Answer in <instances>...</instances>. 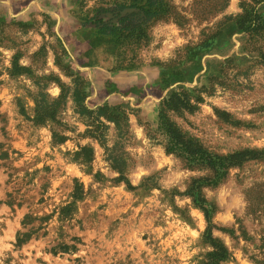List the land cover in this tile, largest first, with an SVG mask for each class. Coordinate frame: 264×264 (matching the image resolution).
Listing matches in <instances>:
<instances>
[{
    "label": "rangeland",
    "instance_id": "obj_1",
    "mask_svg": "<svg viewBox=\"0 0 264 264\" xmlns=\"http://www.w3.org/2000/svg\"><path fill=\"white\" fill-rule=\"evenodd\" d=\"M162 1L165 12L144 25V36L115 40L91 17L129 0H0V264H208V226L229 255L220 264H264V153L213 186L203 183L212 170L167 154L155 129L169 89L206 87L194 92L204 98L197 111L170 113L172 121L220 155L264 150V30L241 29L253 10L264 17V0ZM131 11L138 9L122 13ZM167 67L174 74L165 87ZM73 77L90 108L106 101L129 113L130 186L84 134ZM41 86L50 98L65 96L57 124L31 120ZM115 139L110 124L107 144ZM83 145L92 151L87 163L74 154ZM200 197L212 209L209 222ZM27 213L37 220L23 226ZM31 225L40 228L17 247L16 233Z\"/></svg>",
    "mask_w": 264,
    "mask_h": 264
},
{
    "label": "trees",
    "instance_id": "obj_2",
    "mask_svg": "<svg viewBox=\"0 0 264 264\" xmlns=\"http://www.w3.org/2000/svg\"><path fill=\"white\" fill-rule=\"evenodd\" d=\"M126 8H137L138 12H125L122 11ZM101 12H109L111 17L103 20L98 14ZM165 12V7L162 0H129V3H122L113 8L100 7L96 10V15L91 17V22L94 24L97 32L102 36L112 37L115 40L127 38L131 36H144V25L151 19L157 18L161 13ZM137 17V18H135ZM116 21H113V20ZM245 22V21H244ZM241 29L250 34H257L264 30V17H262L257 10L250 13L249 18L241 26ZM210 46L209 42L204 43L201 47ZM190 50V49H189ZM17 68H20L17 64ZM167 71H162L161 82L165 87L169 86L170 80L173 78L172 74H166ZM202 67H197L194 74L200 72ZM72 88V101L73 111L81 119H83L86 126L84 134L86 137L93 138L99 142L104 148L105 160L109 162L111 167L119 172L116 180L117 182L123 181L127 186H130L129 181L124 176L123 172L127 167V157L124 151V143L129 139V113L123 108L122 105H111L104 102L94 108H90L85 103V96L80 89V81L78 77H73L71 80ZM44 86L40 87L36 95L35 114L31 119L35 124H46L48 122L59 123L58 117V104L64 99V94L58 98H50L49 94L44 91ZM206 87L191 91L188 89L171 88L160 99L157 111V122L155 125L156 132L160 133L164 138V150L167 154H173L185 163L186 166L204 167L212 170L215 173L214 179L203 183L210 185H217L218 181L227 173L230 167L241 164L244 161L252 160L263 154L264 150H240L228 152L227 154L220 155L209 150L196 138L183 132L170 118V113H175L182 116L185 112L193 113L197 111L199 105L204 102V98L199 93L194 92H207ZM209 92V91H208ZM21 113L25 115L23 107ZM112 124L116 132V139L112 145L107 144V131ZM53 139L60 143L65 140V136L56 133L52 130ZM76 160L81 162H90L92 160L91 148L87 145L79 146V150L75 153ZM197 182H193L192 189H196ZM82 194V187L78 183L75 186L73 196L80 198ZM197 204L202 209L207 222L210 221L212 209L208 207L203 198H196ZM7 204L11 205L12 202ZM70 211L69 205L65 206L62 210L63 214L67 215ZM46 217H41V221H46ZM36 217L25 214L22 220V225L27 226L32 224ZM38 228L30 226L26 231H18L16 233L17 247L27 243L35 234ZM206 239L210 241L213 249L207 253L208 264H220L228 258V252L224 245L217 239L212 237L211 227L208 226L206 230Z\"/></svg>",
    "mask_w": 264,
    "mask_h": 264
},
{
    "label": "water",
    "instance_id": "obj_3",
    "mask_svg": "<svg viewBox=\"0 0 264 264\" xmlns=\"http://www.w3.org/2000/svg\"><path fill=\"white\" fill-rule=\"evenodd\" d=\"M123 14V13H122Z\"/></svg>",
    "mask_w": 264,
    "mask_h": 264
}]
</instances>
